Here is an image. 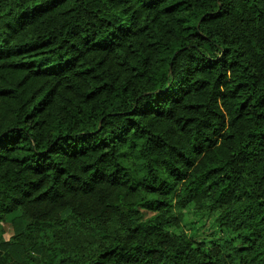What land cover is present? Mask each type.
Wrapping results in <instances>:
<instances>
[{
    "label": "trees",
    "instance_id": "obj_1",
    "mask_svg": "<svg viewBox=\"0 0 264 264\" xmlns=\"http://www.w3.org/2000/svg\"><path fill=\"white\" fill-rule=\"evenodd\" d=\"M0 264H264V0H0Z\"/></svg>",
    "mask_w": 264,
    "mask_h": 264
},
{
    "label": "rangeland",
    "instance_id": "obj_2",
    "mask_svg": "<svg viewBox=\"0 0 264 264\" xmlns=\"http://www.w3.org/2000/svg\"><path fill=\"white\" fill-rule=\"evenodd\" d=\"M215 214L212 212L198 214L193 211L191 205L186 206L182 213V229L188 233H193L196 241L203 240L208 242L212 238L220 236L219 231L214 225ZM4 226V237L9 239L13 234L12 225L7 222ZM169 230L178 232V229L172 225L168 226Z\"/></svg>",
    "mask_w": 264,
    "mask_h": 264
}]
</instances>
